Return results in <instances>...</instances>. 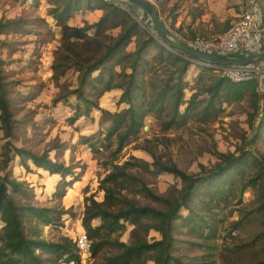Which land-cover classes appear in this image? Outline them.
Listing matches in <instances>:
<instances>
[{
    "label": "trees",
    "instance_id": "1",
    "mask_svg": "<svg viewBox=\"0 0 264 264\" xmlns=\"http://www.w3.org/2000/svg\"><path fill=\"white\" fill-rule=\"evenodd\" d=\"M91 5L102 11L97 22L83 27L68 25L65 16L82 6L90 8ZM141 12L146 19V13ZM54 20L60 29V46L54 53L51 67L55 85H59V79L68 70L74 68L78 73V87L68 93L74 94L81 104L77 103L73 108L70 123L74 124L81 117L88 118L93 109L110 123L107 130L99 132L95 142L83 140L98 164L106 169L98 185V190L103 192V200L98 202L93 195L84 198L81 227L90 242L91 264H136L148 254L154 264H184L170 253L177 242L174 235L182 236L185 243L200 251V255L192 259L195 264H216L217 240L235 239V234L246 228L244 218L228 222V217L233 209L242 205V197L247 190L256 192L260 201L257 211L263 217L264 228V156L245 153L231 156L210 172L195 175L183 173L174 165L148 164L134 157L119 161L122 150L131 138L139 134L147 114L158 118L166 115L162 127L169 130L183 124L198 108L192 99L185 111L179 113L186 86L184 78L192 65L191 60L169 51L149 35L137 44L133 52L126 51L132 37H137L142 30L134 16L113 0H68L62 4L61 13L55 15ZM4 27L0 23V30ZM112 31L118 32L114 36L110 34ZM149 47H155L156 52L146 59L144 55ZM84 54L88 56L86 65L81 60ZM160 70L171 72L161 78L158 76ZM202 72L215 74L204 90L208 97L202 110L205 119L218 112L216 103L241 100L248 88L258 100L264 99L256 92L259 87L257 80L233 83L212 67H202ZM1 79L0 76V128L8 140L13 137V120ZM112 90L121 91L117 104L126 105L125 109L111 113L98 107L97 100ZM66 98L67 95H59L53 104L66 101ZM11 151L21 161L29 160L35 167L59 177L52 194L57 202L80 180V173L85 170L82 166L77 174L74 167L52 162L48 152L38 156L13 147L10 142L5 145L4 168L11 160ZM99 156L106 157L100 159ZM149 166L157 173L167 172L180 180L182 188L178 199L169 201L146 188L134 171L148 170ZM11 177L8 172L0 177V264H78L77 249L72 239L60 236L55 241L47 240L40 227H61L62 217L71 215L69 210L60 204L53 208L19 204L16 196L26 194V190L23 183ZM125 192H144L165 209L139 206L128 200ZM180 208L187 215L179 213ZM95 220L99 221L98 225H93ZM145 223L148 224L146 232L153 230L160 234L159 241L127 245L115 238L126 225L132 226L134 232L143 228ZM226 224L228 226L225 227ZM262 233L264 238V229ZM229 252L239 257L238 250L231 247ZM255 264H264V259Z\"/></svg>",
    "mask_w": 264,
    "mask_h": 264
},
{
    "label": "rangeland",
    "instance_id": "2",
    "mask_svg": "<svg viewBox=\"0 0 264 264\" xmlns=\"http://www.w3.org/2000/svg\"><path fill=\"white\" fill-rule=\"evenodd\" d=\"M66 1L68 0H0V23L6 26L0 30V76L13 120L11 139H5L0 128V177L8 172L11 178L24 184L26 194L16 196V202L21 205L53 208L60 204L69 210L71 215L62 217L61 227L40 226L43 237L50 241H55L60 236L74 238L83 233L81 218L84 198L93 195L96 201L103 200V192L98 190V185L105 176L106 169L98 164L83 140L95 142L99 132L107 130L110 125L95 109L91 110L88 118L81 117L71 124L73 108L81 103L74 94L68 92L78 87V73L74 68L68 70L58 81L60 88L52 78L54 53L60 46V29L54 18L61 13L62 4ZM113 1L129 10L141 22L142 18L135 16L132 11L137 9L136 6L127 0ZM148 1L155 5L170 33L177 35L182 41H190L196 37L205 40L221 38L236 21L239 10L246 8L249 3L248 0ZM251 2L258 13L257 33L261 40L260 53H264V0ZM101 14L102 11L91 5L90 8L82 6L65 17L69 26L83 27L97 22ZM140 30L141 34L132 37L126 51L133 52L147 35L156 40V33L146 23L141 22ZM117 32L112 31L110 34L115 36ZM154 48L149 47L146 51V59L155 54ZM86 59L88 60V56L84 54L81 59L83 65L88 64ZM199 62L191 61L192 65L185 75L186 86L179 113L185 111L192 99L198 104V108L190 113L183 124L169 130H163L162 127L166 115L158 118L154 114H147L137 137L131 138L120 153V163L134 157L148 164L157 162L162 166L174 165L183 173L195 175L210 172L231 156L236 157L242 153L264 156V99L258 100L248 88L241 100L216 103L215 110L218 112L205 119L202 110L208 97L204 90L215 74L200 73L202 67H207L204 65L207 62ZM165 70H160L158 76L164 78L171 72L169 70L166 73ZM258 83L256 92L259 96H264V78ZM59 95H67L66 101L53 104V100ZM118 96L117 92L105 93L97 100L98 107L111 113L125 109L126 105L117 104ZM167 113L168 111L165 114ZM7 142L38 156L48 152L52 162L74 167L77 174L81 172L82 166L85 170L80 173V180L57 202L52 194L60 180L58 176L35 167L29 160L21 161L12 151L9 154L11 160L6 168L3 167ZM105 157L99 156L100 159ZM134 172L154 195L165 197L169 201L178 199L182 184L172 174L157 173L152 166L148 170L138 169ZM125 195L139 206L162 211L165 209L164 205L154 202L144 192H125ZM259 205L256 192L247 190L243 194L242 205L233 209L228 222L242 217L246 228L240 234L236 233L235 239L230 238L226 242L217 240L219 245L216 264H255L264 259L263 217L257 211ZM179 213L187 215L182 208ZM147 223L134 232L132 226L126 225L125 230L115 238L127 245L159 241L161 236L158 232H146ZM98 224V220L93 222V225ZM174 238L177 242L173 244L170 253L184 264H195L193 260L200 255V251L185 243L186 239L182 236L174 235ZM231 247L234 251H239V257L229 252ZM149 256L150 254L144 255L136 264H154Z\"/></svg>",
    "mask_w": 264,
    "mask_h": 264
},
{
    "label": "built area",
    "instance_id": "3",
    "mask_svg": "<svg viewBox=\"0 0 264 264\" xmlns=\"http://www.w3.org/2000/svg\"><path fill=\"white\" fill-rule=\"evenodd\" d=\"M247 3L246 8L239 10L236 21L233 23L230 30L221 38L205 40L196 37L190 41H182L177 35H171L176 41L185 46L219 56L244 57L250 54L260 53L261 40L257 33L258 13L255 8H253L251 0H248ZM132 11L135 16H139V18L141 17L143 19L141 10L137 8ZM148 18L147 16V18L143 20L147 26L151 27V20ZM138 20L137 22L141 24ZM202 62L204 61H200L199 63ZM204 65L214 68L217 73L233 83H246L254 80L259 81L264 78V62L261 61L243 67H222L214 66L209 63ZM70 239H72L76 245L78 264H91L90 242L85 233H80L76 237Z\"/></svg>",
    "mask_w": 264,
    "mask_h": 264
},
{
    "label": "water",
    "instance_id": "4",
    "mask_svg": "<svg viewBox=\"0 0 264 264\" xmlns=\"http://www.w3.org/2000/svg\"><path fill=\"white\" fill-rule=\"evenodd\" d=\"M127 1L146 13L151 20V28L156 33L155 39L160 45L169 51L182 54L191 61H204L211 65L222 67H243L255 61L264 62V53H255L244 57H227L198 51L185 46L173 39L170 31L160 19L159 13L153 3L148 0Z\"/></svg>",
    "mask_w": 264,
    "mask_h": 264
},
{
    "label": "crops",
    "instance_id": "5",
    "mask_svg": "<svg viewBox=\"0 0 264 264\" xmlns=\"http://www.w3.org/2000/svg\"><path fill=\"white\" fill-rule=\"evenodd\" d=\"M158 13H159V12H158ZM101 15H102V14H101ZM100 17H101V16H100ZM100 17H99V18H100ZM159 17H160V16H159ZM160 19H161V18H160ZM111 92H117V93H119V96H118V99H119V97H120V95H121V91H119V90H112ZM117 101H118V100H117ZM74 184H75V183H74ZM74 184H73V185H74ZM70 189H71V188H70ZM68 190H69V189H68ZM68 190H67V191H68ZM95 221H96V220H95Z\"/></svg>",
    "mask_w": 264,
    "mask_h": 264
}]
</instances>
